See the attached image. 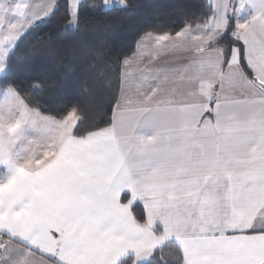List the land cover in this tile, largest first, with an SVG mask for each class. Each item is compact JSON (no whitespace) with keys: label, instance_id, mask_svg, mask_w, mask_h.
<instances>
[{"label":"snow or ice","instance_id":"6c2138e0","mask_svg":"<svg viewBox=\"0 0 264 264\" xmlns=\"http://www.w3.org/2000/svg\"><path fill=\"white\" fill-rule=\"evenodd\" d=\"M185 7L61 87L46 43L128 0H0V264H264V0Z\"/></svg>","mask_w":264,"mask_h":264},{"label":"trees","instance_id":"16d2710c","mask_svg":"<svg viewBox=\"0 0 264 264\" xmlns=\"http://www.w3.org/2000/svg\"><path fill=\"white\" fill-rule=\"evenodd\" d=\"M97 2L98 0H88L92 5ZM191 2L192 0H128L131 9L122 20L119 14L110 13L103 18L85 19L79 32L58 30L46 43L48 49L56 50L55 56L47 59L53 79L58 86L63 87L90 64L99 62L114 66L116 56L131 44L133 36L140 29L155 27L160 19L175 18L179 21L185 13L191 16L193 9L185 7L186 3ZM41 32L47 35L48 29H37L30 39ZM105 95L103 92L98 94L93 103V114L102 110Z\"/></svg>","mask_w":264,"mask_h":264},{"label":"crops","instance_id":"0c3cea01","mask_svg":"<svg viewBox=\"0 0 264 264\" xmlns=\"http://www.w3.org/2000/svg\"><path fill=\"white\" fill-rule=\"evenodd\" d=\"M37 7L43 3V0H35ZM11 16V14H10Z\"/></svg>","mask_w":264,"mask_h":264},{"label":"rangeland","instance_id":"374dc122","mask_svg":"<svg viewBox=\"0 0 264 264\" xmlns=\"http://www.w3.org/2000/svg\"><path fill=\"white\" fill-rule=\"evenodd\" d=\"M95 107H96V105H95Z\"/></svg>","mask_w":264,"mask_h":264}]
</instances>
